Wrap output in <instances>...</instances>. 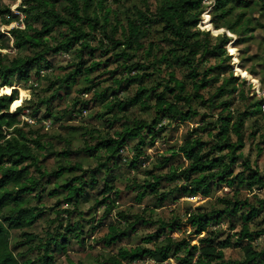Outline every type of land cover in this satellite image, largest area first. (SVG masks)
Masks as SVG:
<instances>
[{"label":"trees","instance_id":"1","mask_svg":"<svg viewBox=\"0 0 264 264\" xmlns=\"http://www.w3.org/2000/svg\"><path fill=\"white\" fill-rule=\"evenodd\" d=\"M105 1L22 0L18 10L25 15V27L10 30L19 53L7 59L0 52V264H33V260L21 259L23 255L15 254L10 241L12 230L30 228L44 215L41 204H27L28 197L38 194L39 199L42 197L46 185L51 183L44 179L46 175L59 179L64 173L83 170L81 162L72 161H61L53 172L43 167L41 155L48 149V142L43 140V134L32 130L21 119L27 106L22 104L23 94L20 97L19 88L15 86V78L28 82L33 71L40 74L50 69V53L73 51L77 53V67L61 81L76 83L78 75L84 76L89 85L78 92L87 94L93 91V99L105 102L108 111L100 117L113 113L112 118L106 120L109 129L114 127L116 121H120L119 113L128 112L138 105L142 110L153 109L154 115L150 121L142 119L132 125L128 122L122 124L121 130H115L116 136L111 133L98 135L96 143L87 144L83 150L72 151L67 148L58 153L68 159L80 152L91 157L101 152L105 160H99L94 168H86L82 174L62 184L57 183L49 195L56 196L61 190L66 191L65 201L78 205L87 192V186L97 184L99 174H102L103 198L96 202L99 205L106 204L107 212L111 213L116 209V197L121 193L114 182L117 179L115 167L122 162L124 148L131 140H138L133 146L135 158L130 162L131 168L138 167L148 157V145L162 139L161 134L167 128L164 124L160 125L164 120L169 124L173 121H191L201 115L198 107L202 105L217 111V118L212 113H204L200 123L188 132L183 143L172 150L170 157L159 162L164 165L173 157L181 156L186 165L172 166L166 174L150 172L152 180L143 183L134 181L127 188L137 191L135 198L140 203L147 195H151L159 199L160 205L183 197H210L215 189L222 186L230 189L232 197L220 199L223 204L221 209L190 214L189 220L199 236L198 243L171 237L169 233L172 230L168 232L167 229H172L173 224L162 221L156 232L142 238V244L145 245L120 247L109 261L111 264H125L151 258L157 264L166 261L167 264H173L171 259L177 264H230L225 258V250L238 248L243 252V259L233 264H264V250L256 247L258 238L264 235V229L252 231L250 228V223L259 215L261 208L252 205L247 196H241L244 190L250 194L264 187V175L243 153L246 141L257 135L264 143V124H258V120H255L257 128L250 132L247 126V121L253 117L264 119L261 106L264 99H257L256 94L246 96V80L234 76L232 57L227 51L232 38L226 33L214 36L210 30L199 27L206 10V0H155L153 8L133 6L135 12L128 15L125 22H121L117 16L111 18L112 10L105 5ZM258 1L264 6V0ZM251 3L252 0H212L213 23L221 28L219 22L232 14L234 6L245 9ZM243 15L244 12H241L237 22ZM7 16V23L19 19L11 8L2 6L0 2V17L6 19ZM157 26L160 28L157 29ZM157 33L161 35L160 40L170 43V47L155 40L154 35ZM4 37L0 33L1 49L8 47ZM25 50L32 51V55H23ZM139 53L143 55L139 56ZM115 64V68H110ZM163 68L168 73L169 81L159 90L160 84L150 83L152 75ZM179 70L185 79L177 76ZM108 77H113L114 83L98 91L97 85ZM148 77L151 81L146 83ZM129 82L138 86L132 94L123 96L128 91L126 83ZM214 86L216 90L206 98L202 90L208 92ZM4 87H8L10 93H1ZM237 93L246 100L243 111L234 108ZM56 96L54 92L42 103L51 105ZM151 97L154 105L149 101ZM11 106L15 110L12 111ZM83 109L86 108H74L71 113L82 115ZM38 111L39 107L33 110L34 113ZM47 111L44 119L52 123V109L49 107ZM30 116L35 119L41 117ZM55 119L60 120L57 116ZM237 166L242 169L236 171ZM88 176L91 177L90 183ZM163 181L173 185L164 190L161 187ZM247 206L250 209L244 211ZM118 214L124 223L109 226L104 236L106 246H112L124 238L130 239L139 224L149 223L143 216L133 212L122 210ZM226 217L234 218L232 229L235 228L236 219L242 221L236 239L221 234L220 225ZM78 224L70 225L66 230L79 231L76 237L81 238L83 230ZM22 235L26 238L25 243L38 238L29 231H23ZM62 235L56 233L50 234L49 239H38L43 250L40 259L42 264H58L55 253L66 250L70 242L69 238ZM162 236L164 238L160 241ZM150 243L152 247H147ZM68 262L83 264L72 259Z\"/></svg>","mask_w":264,"mask_h":264},{"label":"rangeland","instance_id":"2","mask_svg":"<svg viewBox=\"0 0 264 264\" xmlns=\"http://www.w3.org/2000/svg\"><path fill=\"white\" fill-rule=\"evenodd\" d=\"M22 0H0L2 6H8L11 11L15 13L19 19L11 23H7L9 17L6 19L0 17V33L5 37L6 49H1L0 52L5 55L7 59L16 56L19 52L14 46V38L10 32L14 27L24 28L25 19L24 13L18 10ZM155 0H107L105 5L112 10L111 18L116 16L121 22H125L128 15L135 12V6L138 8H153ZM206 10L202 14V20L199 27L203 30H210L212 35L219 36L226 33L231 37L230 43L227 45V51L231 55V65L233 67L234 76H240L241 79L246 80L244 90L246 96H253L257 94L256 98H264V6L258 0H252L249 7L242 9L234 6L232 14L221 20L219 25L221 28H217L213 23V4L212 0H206ZM134 6V7H133ZM241 12L244 15L240 21L237 22ZM111 19V20H112ZM114 21V20H113ZM233 27V29L231 28ZM160 27L157 26V29ZM58 35V32H56ZM160 34H155V40L161 42V44L170 47V43L160 40ZM77 50V49H76ZM23 55L31 54L32 51L25 50ZM32 55V54H31ZM109 56V54H106ZM143 55L139 53V56ZM48 59L52 62L50 69H45L36 74L32 72V77L28 82L15 78V86L19 88V96L24 97L25 114L21 116V119L29 124L32 130L38 131L43 134V140L48 142V149L44 150L41 158L43 167L48 169V172H53L57 169L61 161L65 162H81L83 164V170L94 168L97 166L99 160H105L104 154L97 152L94 157L85 155L80 152L65 159L58 153L70 148L72 151L83 150L87 144L96 143L98 135L104 136V134H114L115 130L123 127L122 124H133L139 120L145 119L151 120L154 115V110H142L139 105L130 108L128 112L119 113L120 121H116L113 128H108L107 119H111L113 113H109L100 117L108 110L105 107V102L97 101L92 98L93 91L89 93L79 94L78 90L89 85L84 79V76H77L76 83H63L61 80L66 78L68 74L73 73L77 67L78 57L76 51L72 53H57L49 54ZM214 63V60L210 61ZM117 64L110 68H115ZM134 73V72H133ZM107 75H104L106 77ZM152 81L148 77L145 82L150 84H160V89L165 87V84L169 81L168 73L163 68L161 72H155L152 75ZM177 76L180 79H185L181 70L177 72ZM114 83L113 77L102 80L97 85L98 91H103L105 88L111 86ZM128 91L123 96L132 94L138 86L135 83H126ZM216 86L212 87L210 91L202 90L206 98H208L215 90ZM240 87L242 85L240 84ZM191 89V86L189 85ZM259 88V92L257 91ZM21 89V90H20ZM94 90V89H93ZM58 96L53 100L51 105L42 103L43 99L50 98L53 93ZM259 94H262L259 96ZM84 101V102H83ZM150 103L154 105V99L150 98ZM87 103L88 105H85ZM246 100L239 97L237 93L236 102L234 108L238 111H243L246 108ZM21 104V105H22ZM20 106V105H19ZM39 107L38 112H33ZM52 109L53 116L51 117L52 123L48 119H44L47 114L48 108ZM74 108H86L83 109L82 115H72L71 110ZM200 116L194 117L191 121L180 122L173 121L169 124L168 121L163 123L167 128L162 132L161 138L153 145H148L146 148L148 157L143 162L138 164V167L131 168L130 162L135 158V150L133 146L138 140H131V143L127 145L122 151V162L115 167V174L117 176L115 186L121 191L120 195L116 197V204L111 213L107 212L106 204L99 205L97 200H102V174H99L97 184L88 185L87 192L81 197V201L78 205L69 204L65 201L66 191H60V194L56 196L49 195L50 190L54 189L57 183H64L66 180L71 179L73 176H77L83 173L82 171H74L71 173H64L59 179L55 176L49 177L46 175L44 178L49 180L42 192V197L31 195L27 199V204L43 206V217L32 227L25 229H14L11 231V247L15 254L23 255L21 259L29 258L33 260V264H42L41 256L43 255L42 246H39V240L49 239L50 234L61 233L62 236L69 238L70 242L66 250L63 252L55 253V260L58 264H68V260L72 259L74 262H81L83 264H111L109 258L114 254H117L120 247H134L142 244V238L149 234H152L161 227V222L170 223L172 229H167L171 237L178 240L186 239L192 241L193 244L198 243L199 236L195 233L194 226L189 220V216L193 212H211L215 209L223 208L221 198L232 197L233 193H229V188L222 186L215 189L214 193L210 197H202L201 195L195 197H183L179 200H168L163 205L159 204V199L155 196L147 195L140 203L136 200L137 191L129 190L128 185L134 181L138 183L148 182L151 179V173L166 174L170 172L172 166L184 167L186 161L181 156H175L171 161L166 162L164 165L159 162L164 158L170 157L173 149L178 148L185 138V136L193 130L197 124L200 123V119L204 113H212L217 118V111L209 110L202 105H199ZM11 110H15L11 106ZM116 112V111H115ZM30 115H37L36 119ZM126 115V116H125ZM55 116L60 120H56ZM75 116V117H73ZM45 120V121H44ZM258 124H264V119L255 117L247 121L249 132L257 128L254 122ZM44 121V122H43ZM50 122L46 125L45 122ZM93 130V133L90 131ZM264 130V129H262ZM69 139V140H68ZM245 156L249 157L254 166L259 169L264 175V143L263 139L257 135L254 139L246 141V147L243 149ZM143 158V157H140ZM126 159L128 162H125ZM242 167L237 166L236 171L241 170ZM88 183L91 182V177L88 176ZM173 183L163 181L161 187L167 190L171 188ZM41 194V193H40ZM241 196H247L252 205L260 207L261 211L259 215L250 223L252 231L264 229V187L256 189L252 193L242 191ZM157 206V207H156ZM247 206L244 211L249 210ZM66 210L70 211L68 213ZM126 211L128 213L133 212L143 216L149 223H141L138 225L137 230L131 234L130 239L124 238L118 241L112 246H106L104 243V236L108 233V228L111 224H122L124 219H120L118 212ZM234 218L224 219L221 223L222 235L224 237L231 235L234 239L241 230L242 221H235V228L232 229L231 224ZM81 227L83 234L81 238H77L76 234L79 231H67L66 229L70 225H76ZM72 228V226H71ZM23 231L33 232L38 238L32 242H26V238L22 235ZM164 236L160 238L163 239ZM257 248L264 250V235L262 234L257 240ZM152 243L147 244V247H152ZM225 258L230 263L241 261L243 259V252L238 248H228L225 250ZM168 261L163 264H167ZM171 263L177 264L173 259ZM125 264H157L151 258H144L143 260L126 262Z\"/></svg>","mask_w":264,"mask_h":264},{"label":"built area","instance_id":"3","mask_svg":"<svg viewBox=\"0 0 264 264\" xmlns=\"http://www.w3.org/2000/svg\"><path fill=\"white\" fill-rule=\"evenodd\" d=\"M20 27V26H19ZM258 92H259V88H258V90H257ZM262 94H259V96H261ZM256 96H257V94H256ZM263 96H264V94H263ZM258 97V96H257ZM262 110L264 111V101H263V103H262ZM167 120H164L160 125H162L163 123H165ZM46 123V125H49L50 124V122L48 121V122H45Z\"/></svg>","mask_w":264,"mask_h":264},{"label":"bare ground","instance_id":"4","mask_svg":"<svg viewBox=\"0 0 264 264\" xmlns=\"http://www.w3.org/2000/svg\"><path fill=\"white\" fill-rule=\"evenodd\" d=\"M1 93L8 94V93H10V89L8 87H4L1 89Z\"/></svg>","mask_w":264,"mask_h":264},{"label":"clouds","instance_id":"5","mask_svg":"<svg viewBox=\"0 0 264 264\" xmlns=\"http://www.w3.org/2000/svg\"><path fill=\"white\" fill-rule=\"evenodd\" d=\"M264 99V98H263Z\"/></svg>","mask_w":264,"mask_h":264}]
</instances>
